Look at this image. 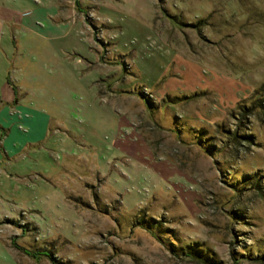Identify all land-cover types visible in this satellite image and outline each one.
I'll list each match as a JSON object with an SVG mask.
<instances>
[{
	"label": "rangeland",
	"instance_id": "rangeland-1",
	"mask_svg": "<svg viewBox=\"0 0 264 264\" xmlns=\"http://www.w3.org/2000/svg\"><path fill=\"white\" fill-rule=\"evenodd\" d=\"M12 16L49 83L37 148L0 164V264H264V0H0Z\"/></svg>",
	"mask_w": 264,
	"mask_h": 264
},
{
	"label": "crops",
	"instance_id": "crops-1",
	"mask_svg": "<svg viewBox=\"0 0 264 264\" xmlns=\"http://www.w3.org/2000/svg\"><path fill=\"white\" fill-rule=\"evenodd\" d=\"M14 17V16H12ZM37 26L26 19L0 17V164H12L37 148L43 137L47 115L44 75L28 61L25 53L38 46ZM29 34L31 37L26 38ZM39 51L38 48H36ZM56 88L59 82H51ZM23 123V124H22ZM27 129L23 132L19 126Z\"/></svg>",
	"mask_w": 264,
	"mask_h": 264
},
{
	"label": "trees",
	"instance_id": "trees-1",
	"mask_svg": "<svg viewBox=\"0 0 264 264\" xmlns=\"http://www.w3.org/2000/svg\"><path fill=\"white\" fill-rule=\"evenodd\" d=\"M143 219L141 221L137 222L138 224H141L143 228L147 227V228L154 229L155 226L156 227L160 226V223H158V222H155V221L151 222V220L147 219V218H143ZM182 251L184 252L183 254L186 255V257L196 259L197 261H199L202 264H221L219 261H216V260L212 259L211 256L207 257L204 253L199 251V249H196V248H194L191 245H188L186 248H183ZM24 252L26 254H30L32 256H35V255L39 254V255H43V256H49V257L52 258V256H51L52 252L49 249H47V248H43V249H39V250H32V249H29V248H25Z\"/></svg>",
	"mask_w": 264,
	"mask_h": 264
}]
</instances>
